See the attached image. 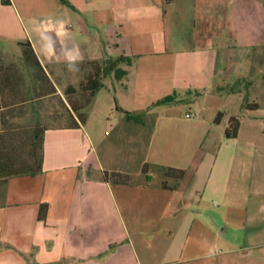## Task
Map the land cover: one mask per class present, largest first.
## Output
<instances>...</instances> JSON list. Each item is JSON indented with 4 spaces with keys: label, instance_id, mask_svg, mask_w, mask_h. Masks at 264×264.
<instances>
[{
    "label": "crops",
    "instance_id": "0c3cea01",
    "mask_svg": "<svg viewBox=\"0 0 264 264\" xmlns=\"http://www.w3.org/2000/svg\"><path fill=\"white\" fill-rule=\"evenodd\" d=\"M67 1L0 0V77H24L23 89L32 98L17 104L19 95L7 97L0 108V129L2 112L15 118L18 110L22 115L31 111L32 124L45 129L42 172L0 182V264H173L180 261L177 255L185 260L210 256L207 234L212 236L213 229H202L190 215L181 217L191 209L188 202L196 188L183 185V179L175 188L148 178L105 180L108 160L96 147L95 126L114 110L128 123L139 122L128 119L126 111L139 114L180 103L201 111L198 100L211 96L244 112L245 118L237 112L228 116L226 128L231 117L240 121L237 137L243 128L264 131V116L258 114L262 103L250 91L253 72L264 60V0ZM27 41L39 65L24 57L22 43ZM120 55L133 58L132 65L118 64L128 73L121 79L114 72L102 78V87L82 108V123L66 90L76 87L71 97L81 102L80 85L92 63ZM73 57L76 72L67 66L73 65ZM41 77H49L54 92ZM44 86L48 91L41 94ZM171 94L180 101L154 106ZM251 101L258 106L249 107ZM47 103L48 109H40ZM222 105L216 108L223 113L220 122L226 114ZM64 112L70 124L47 126L40 118L46 114L56 122ZM238 164L245 183L233 189L245 196L226 204L233 210L229 215L245 226L263 223L262 202L250 205L251 196L260 193L256 180L250 181L258 163L240 157ZM214 166L218 170L209 178L212 189L224 199L231 187L217 180L224 169L218 160ZM190 176L195 184L199 168ZM42 203L49 204L45 220L38 219ZM249 235L255 244L246 253L253 246L264 248L260 228Z\"/></svg>",
    "mask_w": 264,
    "mask_h": 264
},
{
    "label": "rangeland",
    "instance_id": "374dc122",
    "mask_svg": "<svg viewBox=\"0 0 264 264\" xmlns=\"http://www.w3.org/2000/svg\"><path fill=\"white\" fill-rule=\"evenodd\" d=\"M60 3L65 2L60 0ZM260 60L262 64L256 66L258 71L253 72L255 81L250 91L251 95L259 96L258 100L262 103V107L258 114L264 116V60ZM248 85L247 82L242 84L245 90H248ZM233 87L235 88V86H228L230 90ZM223 100L227 99L202 97L198 100L201 111H196L195 106L188 103H180L174 107H151L149 111L139 113L143 116L142 123L121 121L114 110L108 113L107 118L103 119L101 124L95 126V133L100 141V145L96 143V147L98 146L100 154L107 158L106 168L109 169V180L114 183L117 176L113 173L128 174L131 182L146 179L147 176L142 170L146 162L152 164L148 172L152 175L150 180L153 183L166 180L167 184H174V179L167 178L158 165L187 170L183 185L193 186L196 189L188 202L191 209L184 210L181 217L185 218L190 215L191 218H196L202 229L204 227L213 229L212 236L207 234L209 237L207 251L209 250L212 254L208 257L188 260L181 259L183 257L177 255L174 258L180 261L173 264H264V248L253 246L251 251L246 253L247 247L255 244V241H251L249 233L259 228L264 233V222L245 226L238 216L230 217L229 214L230 212L233 214V210L226 205L233 199L239 200L245 196L233 189L235 185L245 183L239 171L241 169L238 164L240 157L248 164L253 160L258 163L257 174L252 176L250 181L251 179L256 180L255 185L259 187L260 193L251 196L250 205L259 201L264 205V146L259 145L264 139V131L243 128L238 137L228 138L225 130L229 114L237 112L239 117H245H243L244 112L227 105ZM223 102L225 105H222ZM48 105L49 103L41 106L40 109L46 110L49 108ZM221 105L223 106L222 111L226 114L221 122H217L216 117L219 111L216 108H220ZM248 106L257 107L258 103L251 101ZM59 110L61 108H56V112ZM20 112L21 110H18L15 113V116H18L15 118L10 115L11 124L31 125L35 115L31 111L29 114L25 112L24 115ZM187 114L192 115L187 116ZM67 115L66 112L62 113L61 119L56 122L47 118L46 114L41 115L40 118L47 126L70 124ZM254 134L257 135L258 144L253 139ZM217 160L224 167L221 170L222 173L218 174L217 180L221 185L226 182V185L231 187L230 192L224 194V199L216 189H212L215 184L209 179L215 170L217 173L218 169L214 166ZM198 168L199 177L193 184L190 173ZM166 221L167 219L165 223Z\"/></svg>",
    "mask_w": 264,
    "mask_h": 264
},
{
    "label": "trees",
    "instance_id": "16d2710c",
    "mask_svg": "<svg viewBox=\"0 0 264 264\" xmlns=\"http://www.w3.org/2000/svg\"><path fill=\"white\" fill-rule=\"evenodd\" d=\"M68 3L67 0H63ZM5 2V1H4ZM24 45V57L26 61L32 64H37L34 49L29 41L22 43ZM125 62L127 65H132L133 58L127 55H120L115 59L109 58L105 61L94 62L93 70L87 77V79L81 83L80 90L82 92V101L78 102L74 100L71 95L77 92L76 87L69 86L66 90L68 95V101L71 104L72 110L76 112L78 119L84 123L86 121V114L82 111V108L90 103L96 91L102 87V78L107 74L114 72V76L117 79L123 78L128 71L122 67H118V64ZM42 83L45 85H51L53 92L55 88L52 86L49 77H41ZM26 82L24 77H0V108L2 104L7 105V97L16 96L19 97L17 104H25L32 98L29 97L24 91ZM234 88V87H233ZM48 91L46 86L41 87L40 92ZM177 95L171 94L164 96L163 98L156 101L154 106L162 104H172L179 102ZM128 119L136 122H143V116L141 114H134L126 111ZM223 113L219 112L216 121L219 122L222 118ZM74 126H78L77 121L73 122ZM240 128V121L237 117H231L229 125L226 128V136L228 138H235L238 135ZM44 127L41 124L31 125H13L10 122V114L2 112V128L0 129V181H6L12 176L21 175H36L43 170V156H44ZM152 164L145 163L143 165V173L146 174L147 178H151V174L148 172L149 167ZM162 168L164 175L167 178L174 179L173 185H168L165 181H162V186L167 188H175L178 182L183 179L187 173L184 168L158 165ZM117 177L115 182L129 183L130 176L128 174L122 175L121 173L114 174ZM123 176V177H121ZM104 179H109L108 171L104 172ZM49 204L42 203L40 205L38 219L45 220L48 212Z\"/></svg>",
    "mask_w": 264,
    "mask_h": 264
},
{
    "label": "clouds",
    "instance_id": "9594fccd",
    "mask_svg": "<svg viewBox=\"0 0 264 264\" xmlns=\"http://www.w3.org/2000/svg\"><path fill=\"white\" fill-rule=\"evenodd\" d=\"M61 27H63V22H61ZM80 59H82V58H80ZM72 60L74 61L73 65H71V66L67 65V66H68L69 71L76 72V71L79 70L78 66H77V64L75 62L77 60V58L73 57Z\"/></svg>",
    "mask_w": 264,
    "mask_h": 264
},
{
    "label": "built area",
    "instance_id": "2783aa9c",
    "mask_svg": "<svg viewBox=\"0 0 264 264\" xmlns=\"http://www.w3.org/2000/svg\"><path fill=\"white\" fill-rule=\"evenodd\" d=\"M192 114H187V116H191Z\"/></svg>",
    "mask_w": 264,
    "mask_h": 264
}]
</instances>
